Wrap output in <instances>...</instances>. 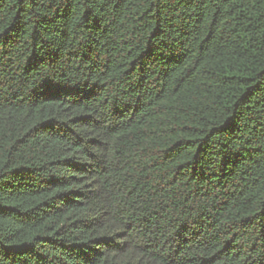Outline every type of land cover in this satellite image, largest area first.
Listing matches in <instances>:
<instances>
[{
    "label": "trees",
    "instance_id": "trees-1",
    "mask_svg": "<svg viewBox=\"0 0 264 264\" xmlns=\"http://www.w3.org/2000/svg\"><path fill=\"white\" fill-rule=\"evenodd\" d=\"M0 264H264V0H0Z\"/></svg>",
    "mask_w": 264,
    "mask_h": 264
}]
</instances>
